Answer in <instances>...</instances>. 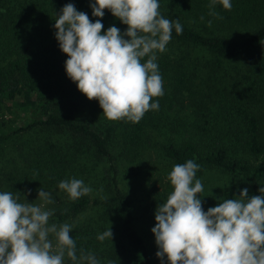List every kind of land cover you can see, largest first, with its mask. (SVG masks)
I'll list each match as a JSON object with an SVG mask.
<instances>
[{
  "label": "trees",
  "instance_id": "16d2710c",
  "mask_svg": "<svg viewBox=\"0 0 264 264\" xmlns=\"http://www.w3.org/2000/svg\"><path fill=\"white\" fill-rule=\"evenodd\" d=\"M12 1L0 0V110L27 106L29 114L22 124L0 126V192H11L22 203L31 187L49 189L53 201L45 204L53 211L49 224L72 225L75 264H87L79 260L82 251L94 254L99 264L154 263L149 242L135 227V190L124 189L120 177L122 161L132 163L157 142L155 136L162 130L182 134L180 140L169 135L162 145V153L173 166L191 159L200 166L196 177L213 168L233 180L219 191V202L238 198L242 187L249 195L260 194L264 162L251 158L264 149V123L258 112L264 106V54L257 50L264 43V22H256L239 39L203 34L180 22L182 34L173 28L166 51L156 52L164 90L163 96L153 98L159 108L133 123L107 119L98 100H89L78 90L67 76L68 57L59 47L54 27L68 3L93 22L101 19L103 31L114 25L123 34L127 25L107 9L102 18L93 16L90 4L95 0H23L8 8ZM159 3L162 16L176 21L177 16L192 12L198 1ZM231 3L229 16L238 21L260 18L264 11V0ZM200 50L215 56V63L202 60L196 52ZM241 57H246L242 69L218 95L219 90L211 86L217 79L211 77L212 72L225 70V60ZM205 67L210 70L206 72ZM6 101L13 106H6ZM32 136L37 139L34 145L24 139ZM16 141V149L5 153ZM227 144L238 155H232ZM131 163L127 176L134 172ZM71 178L83 180L91 194L70 199L58 185ZM108 229L112 240H98ZM49 238L56 245L54 236ZM64 264H74L66 251Z\"/></svg>",
  "mask_w": 264,
  "mask_h": 264
},
{
  "label": "clouds",
  "instance_id": "9594fccd",
  "mask_svg": "<svg viewBox=\"0 0 264 264\" xmlns=\"http://www.w3.org/2000/svg\"><path fill=\"white\" fill-rule=\"evenodd\" d=\"M216 3L232 8L231 0H211L212 6ZM90 6L93 16L102 18L107 9L127 29L121 34L113 25L103 31L101 19L93 22L74 4L64 5L54 27L68 57L67 76L89 100H98L107 119L138 123L149 110H158L153 98L164 94L156 52L166 51L173 28L179 35L183 27L162 16L159 0H95ZM199 167L189 159L175 164L167 176L173 191L157 207L151 229L159 249L156 256L162 261L166 256L168 264H264V187L259 195H249L244 188L238 198L224 199L205 211L198 198L204 190L196 178ZM58 187L72 200L92 191L76 178L62 180ZM38 198L44 203H21L11 192H0V264H64L65 251L77 262L72 225H50L53 211L44 204L53 202L51 195L41 188ZM112 236L108 229L97 239ZM79 260L99 264L94 254L83 251Z\"/></svg>",
  "mask_w": 264,
  "mask_h": 264
},
{
  "label": "rangeland",
  "instance_id": "374dc122",
  "mask_svg": "<svg viewBox=\"0 0 264 264\" xmlns=\"http://www.w3.org/2000/svg\"><path fill=\"white\" fill-rule=\"evenodd\" d=\"M19 2L23 0H14L12 3L8 4V8L12 7L14 2ZM196 8L184 15H179L175 19L179 22H184L194 29L198 30L203 34H216L221 35L227 38L239 39L246 36L252 29L255 28L256 22H264V11L259 15L260 18H256L250 21H238L229 16L230 11L223 8L219 3H216L214 6L211 5V0H197ZM210 12H215L218 15H210ZM203 17V19H201ZM209 21H211V26H209ZM257 50L264 54V43L260 45ZM198 56L202 60H207L210 62L216 61V57L204 50H200ZM251 55V54H250ZM248 55V56H250ZM246 57H241L233 60H225V70L212 72L211 77L217 78L211 86L213 89L219 90V94L223 91V88L228 86L233 77H236V74L239 70L242 69V64L245 61ZM206 72L210 70L209 67H205ZM19 99V97H17ZM7 105H12V101H6ZM27 106L14 108L10 110L9 107H5L0 110V126L2 129H5L9 126L22 124L26 116L29 114V111L26 110ZM258 112H261V120L264 123V106L258 109ZM170 119L165 121L164 124H168ZM169 126V125H168ZM164 127V129H167ZM264 127V124H263ZM264 130V128H263ZM172 135L177 137L176 139L180 140L178 132H171L167 130H162L159 136H155L154 140H157L152 146L149 145V148L141 153V156H137L135 160L131 163L126 160L122 161L121 165V177L120 184L126 190H135V211H136V220L135 227L137 231L143 235L150 244L152 248V254L154 255L153 264H168L167 257L161 258L156 256V252L159 250L158 246L155 243V235L151 229L155 226V211L159 205H162L166 202L168 195L173 191V187L170 181L167 179L168 174L170 173L173 164L170 160L162 153V145L168 140V136ZM25 142L31 145H34L33 142L37 141L36 136L30 138H24ZM22 143H25L24 140H21ZM19 143L9 144L5 151L15 150ZM230 144V143H229ZM229 144H227L229 146ZM232 155H235L237 151L229 146ZM24 149V148H23ZM5 152V153H9ZM240 155H245L240 153ZM248 156V155H245ZM252 161L259 163L264 162V149L256 158L252 157ZM131 163V166H135L134 172L131 176L125 174L128 164ZM200 179L203 184V191L198 194V198L202 201V206L205 211L209 207H214L219 203V191L227 186L232 184L233 180L229 178L225 173L220 170L213 168H206L203 171V174L196 177ZM87 185V184H86ZM89 186V185H87ZM90 187V186H89ZM43 188L45 191H49L46 187L42 185H35L25 191L22 203L31 202L34 204H43L44 202L38 198V190ZM243 188V187H242ZM242 188H240L242 190ZM91 194V192L89 193ZM88 194V195H89ZM93 196V195H90ZM27 200V201H26ZM154 209L150 210V207ZM44 207L46 205L44 204ZM48 210L47 208H45ZM55 250V245H53Z\"/></svg>",
  "mask_w": 264,
  "mask_h": 264
}]
</instances>
